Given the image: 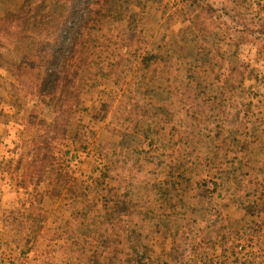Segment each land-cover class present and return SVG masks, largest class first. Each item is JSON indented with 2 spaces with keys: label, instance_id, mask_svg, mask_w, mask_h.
Wrapping results in <instances>:
<instances>
[{
  "label": "rangeland",
  "instance_id": "1",
  "mask_svg": "<svg viewBox=\"0 0 264 264\" xmlns=\"http://www.w3.org/2000/svg\"><path fill=\"white\" fill-rule=\"evenodd\" d=\"M34 1L0 0V9ZM138 1L146 3L144 11L134 0L120 4L117 25L125 37L138 39L133 47L139 53L151 49L154 55L143 103L155 117L123 123L115 110L121 97H109L119 91L106 80L73 94L62 90L63 79L44 89L43 53L32 71L14 76L12 68L0 70V264H80L90 242L84 241L87 225L107 207L119 174L139 170L142 178L160 156L176 159L185 144L196 149L207 141L213 147L202 124L200 95L218 104L215 97L223 93L231 112L227 153L262 166V145H248L239 154L234 147L247 144L264 122V0H206L230 15L224 23L182 0ZM42 43L49 52L52 41ZM135 84L133 79L127 93L137 98ZM58 174L52 197L46 191ZM254 181L264 183V173ZM249 186L220 196L193 191L186 199L199 204L196 221L187 217L192 228L184 220L182 236L156 238L148 257L169 264H258L264 250L256 232L248 244L230 239L238 246L225 255L218 246H193L208 226L234 237L244 222L261 217L259 188ZM59 246L67 249L64 255Z\"/></svg>",
  "mask_w": 264,
  "mask_h": 264
},
{
  "label": "trees",
  "instance_id": "2",
  "mask_svg": "<svg viewBox=\"0 0 264 264\" xmlns=\"http://www.w3.org/2000/svg\"><path fill=\"white\" fill-rule=\"evenodd\" d=\"M126 1L35 0L21 3L15 9H0V70L12 68L14 76L32 71L37 67L36 55L43 53L41 64L45 72L39 78L44 89L56 88L63 79L62 90L73 94L83 87L95 86L101 79L106 80L119 91L109 97L113 102L114 96L121 97L115 103V110L123 123L139 124L147 117H155L153 109L143 103L146 100L144 89L149 86L153 68L150 59L154 55L151 49L139 53L133 47L138 39L125 37L117 25V10ZM134 2L141 11L145 10L146 3ZM182 2L196 7L204 17L217 15L223 18V23L230 17L228 13H219L206 0ZM43 40L52 41L49 52H45L47 45L42 43ZM133 79L138 85L135 84V91L131 92L137 98L127 93ZM218 96L215 97L219 98L218 104L206 96H199V105L203 108L202 124L213 147L207 141L196 149L185 144L177 150L180 154L176 159L160 156L142 178L139 170L119 174L115 178L118 186L113 187L115 192L107 207L97 212L87 225L84 241L90 242L81 253L80 264H169L151 260L147 249L156 238H178L187 227L192 228L193 223L187 217L195 222L196 207L199 206L189 203L192 192L201 190L202 194L217 193L218 196L222 191L235 194L249 190V183L256 186L254 190L259 188L257 202L263 206L261 217L244 222L234 237L230 233H221L216 224L208 226L205 236L193 246L198 248L206 243L213 250L218 246L221 255H225L229 250L234 252L238 246L236 241L228 243L230 239L243 238L248 244L254 240L256 232L255 242L264 250V183L254 181L257 174L264 173V161L261 167H256L244 159L229 156L225 135L231 112L223 100V93ZM245 143L234 147L236 154L251 144L264 147V122ZM58 177L59 174L49 182L46 191L52 197L56 189L53 182L58 181ZM200 177L202 182H196ZM244 240L242 248L246 246ZM94 241L97 243L92 251L90 246ZM59 250L62 254L67 252L63 246H59ZM262 258L258 264H264V256Z\"/></svg>",
  "mask_w": 264,
  "mask_h": 264
}]
</instances>
